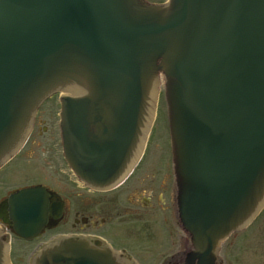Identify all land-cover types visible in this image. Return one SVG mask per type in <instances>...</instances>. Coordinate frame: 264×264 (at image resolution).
Instances as JSON below:
<instances>
[{
  "label": "water",
  "instance_id": "95a60500",
  "mask_svg": "<svg viewBox=\"0 0 264 264\" xmlns=\"http://www.w3.org/2000/svg\"><path fill=\"white\" fill-rule=\"evenodd\" d=\"M160 4L166 0H147ZM0 0V166L39 105L61 98L66 160L106 189L128 173L160 75L180 221L198 264L264 202V0ZM164 83V81H163ZM43 187L10 196L16 232L36 237L62 202ZM57 203H53L54 200ZM0 234V264L6 263ZM34 264H126L99 241L64 237Z\"/></svg>",
  "mask_w": 264,
  "mask_h": 264
},
{
  "label": "rangeland",
  "instance_id": "374dc122",
  "mask_svg": "<svg viewBox=\"0 0 264 264\" xmlns=\"http://www.w3.org/2000/svg\"><path fill=\"white\" fill-rule=\"evenodd\" d=\"M158 97L157 116L142 159L144 162L127 187L117 193L120 195H116V200L119 201L122 210L132 208L135 209V212H140L139 214L147 215L145 212L149 211L150 206L142 207V205L151 196L150 190H152L150 205L158 208V221H161L166 213L160 205L166 202V206L170 209V191L174 183L168 133L167 103L163 81L160 85ZM59 110L58 97H53L43 105L36 120V128L27 146L13 162L0 171V203L10 193L18 189L37 185H42L58 193L64 201L69 203V206L65 207L62 222L56 227L45 231L44 234L32 242H25L11 233L13 238V264H30L31 258L37 251L53 238L81 233L82 231L80 224L75 225L73 220L76 218V212H82L83 191L63 160L58 128ZM161 181L165 183L164 186H161ZM158 193L160 194L158 195ZM158 196H162L164 202H159ZM111 197L114 196L110 195L107 199L110 200ZM167 199L168 201H166ZM163 206L165 205L163 204ZM127 214L130 213L127 212ZM169 221H173L170 211ZM126 225H129V223H126ZM135 225L137 227L146 226L149 225V221L137 220ZM156 225L155 223L152 226L155 227ZM7 233L9 232L7 231ZM113 235L118 238L121 237V233L118 231L114 232ZM130 243L135 248V252L145 257V252L141 250L138 241L132 238ZM220 251L225 264H263L264 211L248 229L237 231L226 240L221 245ZM161 262L151 259L140 261L142 264H161Z\"/></svg>",
  "mask_w": 264,
  "mask_h": 264
},
{
  "label": "flooded vegetation",
  "instance_id": "af4514ba",
  "mask_svg": "<svg viewBox=\"0 0 264 264\" xmlns=\"http://www.w3.org/2000/svg\"><path fill=\"white\" fill-rule=\"evenodd\" d=\"M141 166L142 164L137 167L134 173L123 184L111 191L97 192L90 190L85 186H81L83 191L82 212H80L81 215L76 212V218L73 221L75 225L80 224L82 231L81 233L74 234L106 240L124 257L139 262L151 259L154 261H162L161 264H198L197 259L194 261L190 259V252L193 247L176 218L174 183L172 184L170 191V209L166 206V202V204L162 203L164 202L162 196H158V201L162 203L160 207L166 213V216H164L161 221H158V208L150 205L152 190H150L151 196L148 200L146 199V201H144V205H142V207L150 206L149 211L145 212L148 216L143 213L139 214L140 212H135V209L132 208H128V210H122L120 208L119 201L116 200V195H120L117 193L127 187L132 178L136 176ZM164 185L165 183L161 181V186ZM159 194L160 193H158V195ZM110 195H113L114 197H111L110 200H108L107 197ZM166 201H168V199ZM163 204L165 206H163ZM67 206H69V203L65 201L63 216L60 222H62L64 218V212ZM169 211L171 212V216L173 218V221L171 222L169 221ZM127 212L130 214H127ZM5 218L7 219L4 222L6 227H12L11 222L8 221V217ZM5 218L1 221H4ZM137 220H147L149 221V225L137 227L135 225V221ZM126 223H129V225H126ZM155 223L157 225L153 227L152 225ZM116 231L121 233V237L118 238L113 235ZM132 238L139 242L141 250L145 252V257L144 255L135 252V248H133L130 243ZM222 264H225L224 260H222Z\"/></svg>",
  "mask_w": 264,
  "mask_h": 264
},
{
  "label": "bare ground",
  "instance_id": "6f19581e",
  "mask_svg": "<svg viewBox=\"0 0 264 264\" xmlns=\"http://www.w3.org/2000/svg\"><path fill=\"white\" fill-rule=\"evenodd\" d=\"M151 104H152V101H151V103H150V112H151ZM150 120H151V113H150V118L146 117V119H145L144 133H145V131H146V128H147V126H148ZM140 150H141V149H140ZM13 161H14V160H13ZM13 161H12V162H13Z\"/></svg>",
  "mask_w": 264,
  "mask_h": 264
}]
</instances>
